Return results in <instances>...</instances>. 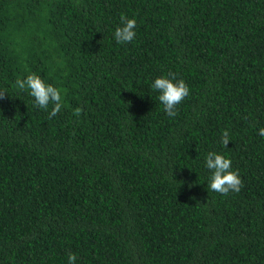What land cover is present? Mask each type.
<instances>
[{
  "label": "trees",
  "instance_id": "trees-1",
  "mask_svg": "<svg viewBox=\"0 0 264 264\" xmlns=\"http://www.w3.org/2000/svg\"><path fill=\"white\" fill-rule=\"evenodd\" d=\"M31 73L62 91L51 119ZM0 92V264H264V0H0ZM210 151L238 193L209 190Z\"/></svg>",
  "mask_w": 264,
  "mask_h": 264
},
{
  "label": "clouds",
  "instance_id": "clouds-1",
  "mask_svg": "<svg viewBox=\"0 0 264 264\" xmlns=\"http://www.w3.org/2000/svg\"><path fill=\"white\" fill-rule=\"evenodd\" d=\"M121 26L116 27L114 31V39L117 43H131L136 38V20L121 15ZM15 86L19 90H26L28 94L34 98L35 107L44 109L49 112V119L55 117L62 109V91L46 83L36 73L28 74L24 79H17ZM153 90L159 93L158 99L163 105V110L169 117L177 115V106L189 95V87L183 79H177L174 73L166 76L157 77L151 84ZM5 92H0V99L5 97ZM82 112L81 108L74 110V115L79 116ZM258 134L264 136V128L258 130ZM228 131H224L221 138V144L225 147L230 142ZM210 170L208 188L222 196L229 193H238L243 187L239 170L232 169V162L229 158L216 152L210 151L205 156V165ZM77 257L73 253L68 255V264H75Z\"/></svg>",
  "mask_w": 264,
  "mask_h": 264
}]
</instances>
